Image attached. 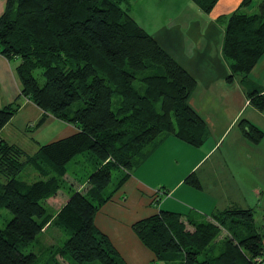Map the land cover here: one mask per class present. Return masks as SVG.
<instances>
[{
	"label": "trees",
	"instance_id": "16d2710c",
	"mask_svg": "<svg viewBox=\"0 0 264 264\" xmlns=\"http://www.w3.org/2000/svg\"><path fill=\"white\" fill-rule=\"evenodd\" d=\"M129 0H7L0 17V54L20 60L18 97L0 108V132L28 98L48 115L73 124L77 131L40 145L31 156L0 134V209L13 218L0 227V264H127L95 216L129 179L131 172L166 136L201 147L210 128L191 104L198 79L175 59L124 7ZM210 13L219 0H192ZM242 0L225 24L222 55L228 82L250 84V74L264 56V0ZM41 69L36 74L35 71ZM249 103L264 111V89L247 92ZM76 108L71 111V108ZM244 136L258 144L264 131L240 117ZM90 153L94 171L83 186L68 185L67 164ZM31 164L39 179L17 175ZM119 171L117 184L113 171ZM185 182L201 189L195 172ZM68 188L69 200L54 213L47 200ZM59 228L63 243L41 236ZM132 228L154 254V261L183 264H260L263 231L255 209L232 205L211 214L188 215L159 210ZM40 243L36 251L34 243ZM44 244H43V243ZM32 247L30 252H25Z\"/></svg>",
	"mask_w": 264,
	"mask_h": 264
},
{
	"label": "crops",
	"instance_id": "0c3cea01",
	"mask_svg": "<svg viewBox=\"0 0 264 264\" xmlns=\"http://www.w3.org/2000/svg\"><path fill=\"white\" fill-rule=\"evenodd\" d=\"M6 1L0 0V17L5 11ZM177 1L175 13L168 19H171L170 25L157 26V30L152 34L198 79L199 86L191 98V104L207 120L210 133L201 147H192L174 136H166L159 145L149 150V156L132 170L124 186L96 214V226L109 236L127 264H183L180 259L155 262L153 252L143 244L132 228L137 220L153 215L161 209L178 212L186 217L211 214L232 205L252 207L255 209L257 225L263 231L264 244V200L260 198L264 196V191H261L263 185L260 183V172H264L260 164L261 160H264V151L260 144L264 143V138L260 143L254 144L239 131L230 142L227 140L240 117L250 120L264 131V111L252 106L247 97V92L252 88L264 89V85L258 83L255 78L259 67L264 70V56L252 70L249 85L242 84L238 78H235V82H228L226 77L229 67L222 55L225 24L219 18L232 13L242 0H219L210 13L203 12L192 0ZM170 5L166 8L174 7L171 3ZM17 65L18 60L10 61L0 54V108L15 101L20 93ZM198 97L201 98L200 103L197 101ZM208 97H212L213 103H224L227 113L218 114V109L216 110L213 104H208ZM205 102L208 105H205ZM27 107L34 113V117L30 119L33 121L27 125L30 128V125L35 126L44 112L25 98L13 117ZM12 119L0 132L4 139L3 130ZM54 121L62 122L63 126H59L62 133H58L59 135H55L51 140L77 131L73 124L48 115L47 120L35 129L36 132H40L42 127ZM218 150L221 152L220 158L212 159ZM170 161L173 162L172 168H168ZM179 162L186 165L185 172H179ZM166 171L173 173L168 174L171 184L164 186L166 196L162 199L158 187L161 186L164 178L162 175ZM192 172L199 177L201 189L185 182ZM74 184L78 183L74 181ZM78 185L77 189L83 186L80 183ZM69 197H61L55 213ZM53 199L54 197H51L48 201ZM46 234H53L52 244H59L65 237L61 229L53 227H48L43 236L46 237ZM260 264H264V260Z\"/></svg>",
	"mask_w": 264,
	"mask_h": 264
},
{
	"label": "rangeland",
	"instance_id": "374dc122",
	"mask_svg": "<svg viewBox=\"0 0 264 264\" xmlns=\"http://www.w3.org/2000/svg\"><path fill=\"white\" fill-rule=\"evenodd\" d=\"M262 0H254L252 6L247 9V12H258V5ZM173 8H166L170 7V3ZM178 1L177 0H129L127 4H124V7L129 9V13L137 20V22L143 26L148 32L154 33L157 30V26H169L168 20L171 14L175 13V9L178 7ZM20 60H18V63ZM17 62V61H15ZM262 66V65H261ZM41 69H38L35 71L36 74L40 73ZM255 78L257 79V82L264 85V70L262 67H259L257 70ZM254 78V79H255ZM235 82V81H234ZM25 98L22 97L20 99L21 105H23ZM208 104H213L214 108L218 111V114L221 113H227L224 109V103H219L215 101L213 103L212 97L206 98ZM198 103H200L201 98H197ZM205 105L206 102L204 103ZM76 108V105L71 108V111ZM209 111V110H208ZM248 112L245 114L247 115ZM34 117V113L31 110L30 107H27L24 109V111H21L16 117H13L12 121L9 123L8 127L3 130V135L5 137V140H7L10 143L17 144L22 149H24L27 154L33 156L37 154L40 145L49 143L55 137V135H59L60 132L59 126H63L61 121H54L53 123H50L49 125H46L45 127H42L43 129L40 132H36L34 129V125H30V128L27 127L28 123L33 121L30 120ZM215 118V117H214ZM226 116L224 117V121H226ZM244 118V117H243ZM30 120V121H29ZM68 126V125H67ZM210 128V127H209ZM239 131H242L241 128L236 125L235 128L230 132V135L228 137L229 140ZM68 136V135H67ZM153 145H149L147 149H151ZM260 148L264 151V143L260 144ZM220 150H218L212 157V159L220 158ZM90 153L84 152L78 154L73 160H71L67 164V168L69 169V172L66 176L68 185L73 184L75 187L79 186V180L81 179V182H85L87 177L90 173L94 171V166L91 162ZM186 155V154H185ZM261 167L264 169V160H261ZM176 168V163H174ZM179 172H185L186 165L183 162H179ZM173 162L170 161L168 168H172ZM168 172V173H167ZM173 172H163L162 177V184L158 187V190L161 191V197L162 199H165L166 192L165 191V185H170V181L168 180V174L172 175ZM236 174V172H234ZM247 174V172H245ZM250 174V172L248 173ZM120 175V172L115 170L113 171V181L111 182L108 191H112L115 188V185L118 181V176ZM18 179L27 181V182H33L37 179H39V175L37 171L33 168L31 164L26 165L25 168L17 175ZM74 181H76L78 184H74ZM260 183L263 185L261 191H264V172L261 170L260 172ZM232 188L230 187V190ZM264 193V192H263ZM235 194V193H234ZM69 195L68 188L61 189L56 196H54L53 201H48L47 203L50 207V209L55 213L57 210V206L59 204V201L61 200V197H65ZM239 195V194H238ZM236 198V197H235ZM261 199L264 200V196H260ZM261 206V204H259ZM13 218V214L11 211H9L6 208L0 209V227L3 228L8 221H10ZM50 234V233H49ZM47 236H41V241L43 240L45 243L52 244L54 242L53 240V234ZM66 237L63 238V240L60 242L63 243L65 241ZM43 243V242H42ZM44 244V243H43ZM35 250L39 251L41 248L40 243H34ZM32 247H28L25 252H30ZM60 262L62 264H70L68 261H66L65 258L60 257Z\"/></svg>",
	"mask_w": 264,
	"mask_h": 264
}]
</instances>
